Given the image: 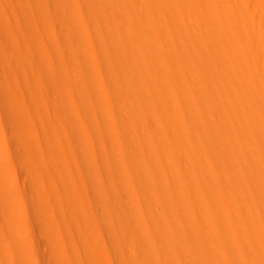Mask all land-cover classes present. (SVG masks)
<instances>
[{"label":"bare ground","instance_id":"bare-ground-1","mask_svg":"<svg viewBox=\"0 0 264 264\" xmlns=\"http://www.w3.org/2000/svg\"><path fill=\"white\" fill-rule=\"evenodd\" d=\"M108 1L0 7V57L22 135L264 149V0H186L188 9ZM8 135L0 108V264H264L260 152L202 151L185 162L166 142L158 165H14ZM31 174L45 181L34 189L46 228L33 225L25 197Z\"/></svg>","mask_w":264,"mask_h":264},{"label":"rangeland","instance_id":"rangeland-1","mask_svg":"<svg viewBox=\"0 0 264 264\" xmlns=\"http://www.w3.org/2000/svg\"><path fill=\"white\" fill-rule=\"evenodd\" d=\"M25 0H0V7L4 9H29L23 3ZM43 4L42 9H70L73 0H54V4H50L49 0H29ZM102 0H78L82 6L89 2L98 3ZM134 9H156L152 5L145 6L146 0H134ZM120 2V1H118ZM95 3V4H96ZM107 3H112L109 0ZM123 4V3H122ZM121 3L117 4L114 9H126ZM114 7V6H113ZM191 7L186 0H170V9H188ZM4 62L0 57V108L3 117L9 129V135L5 140L6 152L14 165H158L159 158L167 161L168 151L165 143H169L176 149L173 156H177L181 161L198 162L199 153L202 151L209 152L213 155H220L223 158L232 157L239 158L241 156L250 157L251 154L260 152L264 155V149L256 146H249L247 142H208L201 144L199 138H191V145L183 142L182 139L163 138L159 141H152L149 138H124L116 137L103 138L99 136L87 137L80 135H72L71 137L61 138L53 134L43 136H25L21 134L22 119L17 116L12 109V95L8 90L6 82V73H4ZM78 130V129H77ZM91 147V150L86 145ZM61 152L64 157L58 156L56 153ZM152 161L148 164L149 161ZM125 162V163H123ZM26 177V182L30 187L26 192V199L31 202V206L35 212L33 225L44 228L46 226L45 219L39 214L41 207L37 191L34 189L37 185L44 184L42 177L38 174H31ZM96 177V176H95ZM91 176L89 184L96 188L99 181ZM106 177V176H105ZM89 181V180H88ZM59 186V182H55ZM104 187L108 186V180H103ZM123 183H119V188ZM37 189V188H36ZM119 190V189H118ZM102 222V221H101ZM105 231L110 235L112 228L107 221L101 223ZM46 228V227H45Z\"/></svg>","mask_w":264,"mask_h":264}]
</instances>
